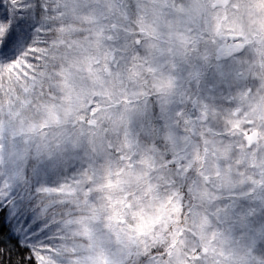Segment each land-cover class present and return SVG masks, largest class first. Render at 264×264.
<instances>
[{
	"label": "clouds",
	"instance_id": "obj_1",
	"mask_svg": "<svg viewBox=\"0 0 264 264\" xmlns=\"http://www.w3.org/2000/svg\"><path fill=\"white\" fill-rule=\"evenodd\" d=\"M5 12L0 203L31 216L29 260L264 264V0Z\"/></svg>",
	"mask_w": 264,
	"mask_h": 264
},
{
	"label": "trees",
	"instance_id": "obj_2",
	"mask_svg": "<svg viewBox=\"0 0 264 264\" xmlns=\"http://www.w3.org/2000/svg\"><path fill=\"white\" fill-rule=\"evenodd\" d=\"M29 251L30 248L13 230L5 208L0 209V264H16L17 258L27 264H34L28 259Z\"/></svg>",
	"mask_w": 264,
	"mask_h": 264
},
{
	"label": "snow or ice",
	"instance_id": "obj_3",
	"mask_svg": "<svg viewBox=\"0 0 264 264\" xmlns=\"http://www.w3.org/2000/svg\"><path fill=\"white\" fill-rule=\"evenodd\" d=\"M0 4H3V0H0ZM8 19V13L5 12L3 14L4 24H0V33H4L0 38V57L14 58L26 33L23 22L8 24ZM20 264H25V262L21 260Z\"/></svg>",
	"mask_w": 264,
	"mask_h": 264
},
{
	"label": "rangeland",
	"instance_id": "obj_4",
	"mask_svg": "<svg viewBox=\"0 0 264 264\" xmlns=\"http://www.w3.org/2000/svg\"><path fill=\"white\" fill-rule=\"evenodd\" d=\"M5 208L7 217L12 224L13 230L21 237L22 241L28 246L32 239V233L35 230V225L32 224L30 215H21L14 210L12 206L6 203H0V209ZM29 247V246H28Z\"/></svg>",
	"mask_w": 264,
	"mask_h": 264
}]
</instances>
